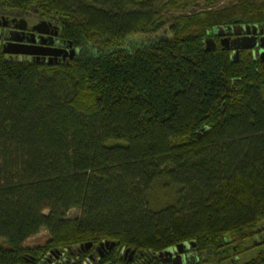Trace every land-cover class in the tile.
Masks as SVG:
<instances>
[{
  "label": "trees",
  "instance_id": "trees-1",
  "mask_svg": "<svg viewBox=\"0 0 264 264\" xmlns=\"http://www.w3.org/2000/svg\"><path fill=\"white\" fill-rule=\"evenodd\" d=\"M223 2L0 0L79 52L0 61V264L105 242L99 264L181 245L184 264H264V62L212 37L264 24V0Z\"/></svg>",
  "mask_w": 264,
  "mask_h": 264
},
{
  "label": "flooded vegetation",
  "instance_id": "flooded-vegetation-1",
  "mask_svg": "<svg viewBox=\"0 0 264 264\" xmlns=\"http://www.w3.org/2000/svg\"><path fill=\"white\" fill-rule=\"evenodd\" d=\"M47 22L49 27H39L41 23ZM252 26V25H251ZM238 27L240 29H238ZM248 26L236 25L231 29V31L225 29H218L214 31L212 37L216 38L217 41L223 46L226 44L231 52L232 56L240 55L241 51H249L252 55L261 60L264 52L262 47V41L264 40V24L259 26L258 35L254 36L253 29L251 33L246 29ZM242 28V29H241ZM50 32L49 34L45 32ZM250 37L251 45L255 46L253 49H242L236 50L233 48L235 41H239L242 38ZM255 37V39H254ZM213 40V39H212ZM215 46V43L210 42ZM14 45H26V46H35L34 50H41L38 48L45 47L41 50L45 53L57 52L60 54L59 57L53 58L50 56H37V57H28V56H19L7 53V50L14 49ZM71 45L67 44L66 40L62 37L61 26L58 21H46L40 20L32 17H27L23 13H13L5 14L0 12V61H22V62H33L37 64H48L50 62L53 65H64L70 62L69 53L71 50L77 51L78 58L79 52L77 49L69 47ZM237 56V58H238ZM235 57V56H234ZM262 61V60H261ZM93 245V244H92ZM115 244H110L105 242L96 247L97 254L86 255L93 249V246L90 250L84 251L81 249V246L74 247L65 250H58L51 252L47 258L38 264H76L77 261L85 260L84 264H99L101 260L105 259L114 249ZM32 248V247H30ZM187 248V247H186ZM189 249L187 248V251ZM172 253L171 255H165L163 258H160L162 264H184L183 256L180 257L177 250L166 251ZM123 259L128 260V262L133 263V255L129 258V252L123 253ZM180 257V258H178ZM176 259V260H175ZM36 260V259H34ZM175 260V261H173ZM35 261L28 264H34ZM107 264H114L109 262ZM121 264V263H119ZM139 264V263H134Z\"/></svg>",
  "mask_w": 264,
  "mask_h": 264
},
{
  "label": "water",
  "instance_id": "water-1",
  "mask_svg": "<svg viewBox=\"0 0 264 264\" xmlns=\"http://www.w3.org/2000/svg\"><path fill=\"white\" fill-rule=\"evenodd\" d=\"M39 27L40 28L41 27H49V24L47 22H43V23L40 24ZM232 28L233 27H229V28H226L225 30L231 31ZM259 28L260 27L257 26V25L246 27V29L250 33H251V30L253 29L254 36L258 35ZM238 29H240V28L238 27ZM45 33L49 34L50 32L47 31ZM251 39H253V38L246 37V38H242L239 41L237 40V41L234 42L233 48L236 49L237 51L238 50H242V49H244V50L245 49H253V48H255V46L251 45V41H252ZM254 39H255V37H254ZM208 44L212 45L210 42ZM71 46H69V47H71ZM212 46L214 47V45H212ZM14 47L15 48L12 49V50H7V53L14 54V55H19V56H28V57H37V56L47 57V56H50V57H53V58H57V57L60 56V54L57 53V52L45 53L44 51H41V50L45 49V47L38 48V49H41V50H37V51L34 50L35 46L14 45ZM223 47L229 49V47L226 44H223ZM262 47L264 48V40L262 41ZM68 53H69V59L70 60H74L75 57L77 56V51L76 50H71ZM262 54H263V56H262L261 60L264 62V52ZM234 56L237 58L238 55H234ZM50 65H53V63L50 62ZM92 246H93L92 244H89V245H86V246H81V249L84 250V251H87V250H90ZM186 247H187V245L178 246L177 251H178L180 257L183 256L186 253V251H187ZM171 254L172 253H170V252H164V253L159 254L158 257L163 258L165 255H171ZM180 257H178V258H180ZM175 260H173V261H175Z\"/></svg>",
  "mask_w": 264,
  "mask_h": 264
},
{
  "label": "rangeland",
  "instance_id": "rangeland-1",
  "mask_svg": "<svg viewBox=\"0 0 264 264\" xmlns=\"http://www.w3.org/2000/svg\"><path fill=\"white\" fill-rule=\"evenodd\" d=\"M233 1H236V0H225V2L222 3V5H226V4H228L230 2H233ZM259 1H263V0H259ZM139 41H141V40H139ZM172 201H173V195L171 193H165V192H162V191L161 192L157 191V192L153 193L152 197H151L152 209L153 210H160V209L168 206L169 204H171ZM79 215H80L79 211L73 210L72 212H70L68 217L70 219H74V218L78 217ZM48 239H49L48 232L47 231H43L38 236H36V237L30 239L29 241H27L25 246L26 247L42 246V245H44L46 243V241ZM4 243H5V241L0 239V244H4ZM186 253H187V251H186ZM188 253H190L189 250H188Z\"/></svg>",
  "mask_w": 264,
  "mask_h": 264
}]
</instances>
